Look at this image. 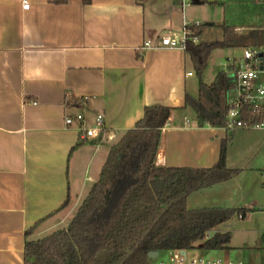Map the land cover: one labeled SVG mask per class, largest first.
Listing matches in <instances>:
<instances>
[{
  "label": "crops",
  "instance_id": "obj_1",
  "mask_svg": "<svg viewBox=\"0 0 264 264\" xmlns=\"http://www.w3.org/2000/svg\"><path fill=\"white\" fill-rule=\"evenodd\" d=\"M53 1L0 0V264H24L27 242L71 223L99 181L111 147L136 127L146 107L174 109L162 131L161 166L210 168L219 160L222 141L231 137L226 164L241 173L191 194L188 209L253 212L246 205L258 202L244 179L252 168L244 165L251 150L263 148L264 141L252 140L248 132L254 129L228 133L195 127L194 117H187L194 113L185 108L186 96L199 94L193 64L185 49L159 46L165 36L181 38L186 24L211 18L187 12L173 0H91L87 5L83 0ZM207 1L208 8L224 13L225 0ZM25 2L28 10L23 9ZM215 23L207 22L202 35ZM147 43L152 48H144ZM222 71L216 70L212 81L205 75L202 81L212 84ZM80 114L82 122L66 124L67 117ZM99 115L104 133L85 137ZM234 148L246 151L235 153ZM244 233L252 240L213 253L264 264L262 228L251 231L244 226Z\"/></svg>",
  "mask_w": 264,
  "mask_h": 264
},
{
  "label": "trees",
  "instance_id": "obj_2",
  "mask_svg": "<svg viewBox=\"0 0 264 264\" xmlns=\"http://www.w3.org/2000/svg\"><path fill=\"white\" fill-rule=\"evenodd\" d=\"M83 3L90 4L91 0ZM191 4L209 3L191 0ZM223 8L221 39L198 44L188 41L185 47L200 80L198 96L187 95L185 108L194 113L193 124L198 128H223L229 112L227 74L217 73L212 84L202 81L212 53L219 49L259 47L264 40L261 31L264 9L258 0H225ZM207 26L190 24L189 28L194 36L200 37ZM237 29L246 31L238 33ZM73 101L82 103L79 99ZM173 112L170 107L145 108L136 127L111 147L99 181L68 227L36 242H27L24 264H150V252L229 249L232 235L220 228L237 217L245 220L252 210L221 207L190 210L187 198L241 173L226 164L231 137L222 141L219 160L210 168L158 166L155 158L162 131ZM245 119L256 120L250 115Z\"/></svg>",
  "mask_w": 264,
  "mask_h": 264
},
{
  "label": "built area",
  "instance_id": "obj_3",
  "mask_svg": "<svg viewBox=\"0 0 264 264\" xmlns=\"http://www.w3.org/2000/svg\"><path fill=\"white\" fill-rule=\"evenodd\" d=\"M175 4L181 7L190 5L191 0H173ZM264 9V0H258ZM29 3H23V9H29ZM194 27L200 26L199 23H192ZM189 24L185 25L184 33L181 38L172 39L165 36L161 39V48H182L185 49L186 43L191 41L198 44L199 37L193 35V31L189 28ZM241 33V29L236 30ZM261 31L264 33V23ZM144 48H152L147 43ZM242 54L239 57L228 59V64L223 68L227 74L230 84L227 92L229 104V112L225 118V129L228 132H234L240 129H254L264 131V40L259 47H246L241 49ZM191 75V73L189 74ZM246 115L254 117L256 120L245 119ZM82 122L83 116L80 114L75 119L67 117L65 122L72 125L74 121ZM186 122L189 121L186 119ZM105 131L103 116L99 115L96 119L94 128L85 130L84 134L87 138H98ZM165 158L164 149L159 148L156 154L155 163L158 166L163 164ZM211 234L208 235V238ZM158 264H166L159 262ZM169 264H245L243 261L232 260L226 257H203L190 256L188 251H169Z\"/></svg>",
  "mask_w": 264,
  "mask_h": 264
},
{
  "label": "rangeland",
  "instance_id": "obj_4",
  "mask_svg": "<svg viewBox=\"0 0 264 264\" xmlns=\"http://www.w3.org/2000/svg\"><path fill=\"white\" fill-rule=\"evenodd\" d=\"M181 7V6H180ZM183 8V7H181ZM183 9H186L187 12H191L194 15L197 16H205L207 15L208 18H211L209 20H201L202 25L206 24L210 20L215 23V27L211 28L209 32H204V34L201 36V41H216L220 40L222 31L219 28V25L222 24V13L223 10L218 7L214 8H208L206 5H192L190 3L189 6L184 7ZM224 14V13H223ZM208 31V28L205 30ZM242 31H246L245 29ZM182 36V35H181ZM180 36V37H181ZM242 54L241 49H219L215 50L211 58L208 62L207 68L204 72V78L207 82H210L213 80L214 72L216 70L221 71L222 68H224L228 64V59H232L234 57H239ZM188 118H193V114H187ZM263 133V135H262ZM258 132L257 130H250L248 132V135L252 137V140L259 144L261 140L264 141V132ZM237 146V144H236ZM245 148H234L233 152L235 153H244ZM251 154L246 158L244 166H249L248 168H252L248 170L244 176L245 179V185L247 186L248 190L253 193V198L258 202L256 205H246L248 208H253L254 211L251 212L249 218L247 220H241L238 217L234 218L230 223H228V226H222L220 229L229 230L232 232V238H231V244L234 246H241L243 243L248 239L252 240V235L247 236V234L244 233V226L248 227V230H259L262 228L264 232V147H255L251 150ZM239 162V163H238ZM235 163L241 164V161H236ZM237 166V165H236ZM243 167V165H240ZM251 196V197H252ZM249 195V200L252 201V198ZM76 212V210H75ZM73 211V215L75 214ZM67 221V220H66ZM67 222L64 223L66 225ZM68 227V226H67ZM65 227V228H67ZM60 230V229H59ZM188 254L192 256H203V257H210V256H219L224 257V255H215L213 252H207V251H200V250H189ZM232 259V258H230ZM237 260V259H232ZM165 262L166 264H169V251L161 252L159 257L154 260H150L151 264H158L159 262Z\"/></svg>",
  "mask_w": 264,
  "mask_h": 264
},
{
  "label": "water",
  "instance_id": "obj_5",
  "mask_svg": "<svg viewBox=\"0 0 264 264\" xmlns=\"http://www.w3.org/2000/svg\"><path fill=\"white\" fill-rule=\"evenodd\" d=\"M148 257L150 260L157 259L159 257V252H150Z\"/></svg>",
  "mask_w": 264,
  "mask_h": 264
}]
</instances>
